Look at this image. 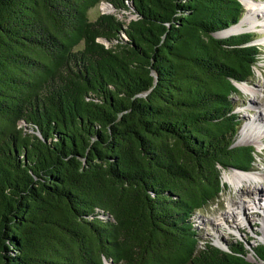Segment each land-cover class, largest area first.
<instances>
[{
    "label": "trees",
    "instance_id": "obj_1",
    "mask_svg": "<svg viewBox=\"0 0 264 264\" xmlns=\"http://www.w3.org/2000/svg\"><path fill=\"white\" fill-rule=\"evenodd\" d=\"M100 1L134 16L90 18ZM244 11L0 0V264H264V243L224 247L193 220L223 169L257 158L236 143L232 98L260 44L251 30L218 34Z\"/></svg>",
    "mask_w": 264,
    "mask_h": 264
},
{
    "label": "rangeland",
    "instance_id": "obj_2",
    "mask_svg": "<svg viewBox=\"0 0 264 264\" xmlns=\"http://www.w3.org/2000/svg\"><path fill=\"white\" fill-rule=\"evenodd\" d=\"M255 2L260 5L264 3V0H255ZM102 10L114 12L125 20L134 16V13L129 9H117L107 1H100L96 5L91 6L88 14L93 19ZM245 12L246 7L243 16ZM254 15H257L256 19L258 21H262L264 18L262 14L259 15L258 11L254 12ZM256 25L258 26L256 27ZM261 25L259 26V22L250 25L247 23V27L254 32V41L260 44L261 51L259 53L260 58L254 65V74L241 84L243 86V84L248 83L252 86L256 90L259 99L256 101L250 90L240 86V93L234 94L232 98L236 105L234 111L238 113L241 120V128L237 135L236 143H253L256 147L257 158L249 168L230 166L223 169L222 178L225 184L219 196L211 203L198 209L193 216L200 235L215 244L223 242L221 245L224 247H226L227 243L237 240H241L247 248L264 243V131H260L262 132L261 138L251 136L247 131H244L247 125L251 124L255 118L258 121H264L263 115H259V111L264 107V25ZM105 41L110 43L108 40ZM20 123L25 124L22 120H20ZM226 172L230 176L233 173L253 172L255 179L254 182L245 180L239 184L231 181V178H224L223 175ZM233 201H240L249 210L243 213V210L236 208L237 204L232 206ZM227 213H235L234 221L232 217H228ZM236 226H239L240 230ZM248 257L255 259L257 256L253 251H249ZM108 264L117 263L109 262Z\"/></svg>",
    "mask_w": 264,
    "mask_h": 264
},
{
    "label": "bare ground",
    "instance_id": "obj_3",
    "mask_svg": "<svg viewBox=\"0 0 264 264\" xmlns=\"http://www.w3.org/2000/svg\"><path fill=\"white\" fill-rule=\"evenodd\" d=\"M244 2V5H246V12L244 14V16L241 18V20L235 24V25H230L232 27L228 28V29H225L221 32H219L218 34L219 35H226V34H230V33H234V32H239V31H244V30H251L247 27V23L248 25L250 24H256L259 22V26H263L264 25V18L263 20L261 21H258V19H256L257 15L255 16L254 15V12L258 11L259 12V15L262 14V16H264V3L258 5V3L255 2V0H242ZM261 12V13H260ZM258 25H256L257 27ZM243 82H238V86L242 87V88H245L247 90H250V92L253 93L254 95V99L256 101H258L259 97H257V93H256V90L250 86L248 83L246 84H243V86L241 85ZM259 115H263L264 117V107L262 108V110L259 111ZM257 120V121H256ZM256 122V123H255ZM244 131H247L251 136H256V137H259L261 138L262 136V132L260 131H264V121H258L257 118H255L251 124L247 125L246 129ZM224 178H231V181L233 182H236V183H241V182H244L245 180H248V181H251V182H254V174L253 172H250V173H233L232 176H230V174H228L227 172L224 173L223 175ZM256 187V186H255ZM237 204L236 208L240 209V210H243V213H246L247 210H249V208H247L246 206H244L240 201H233L232 203V206ZM231 206V205H230ZM228 214V217L229 218H233V221L235 219V213H232V214ZM236 228L238 230H240V227L239 226H236ZM219 243H223V242H219ZM220 244V245H221Z\"/></svg>",
    "mask_w": 264,
    "mask_h": 264
},
{
    "label": "water",
    "instance_id": "obj_4",
    "mask_svg": "<svg viewBox=\"0 0 264 264\" xmlns=\"http://www.w3.org/2000/svg\"><path fill=\"white\" fill-rule=\"evenodd\" d=\"M219 245H220V244H219ZM108 261H109L110 263L112 262V260H106V263H107V264L109 263Z\"/></svg>",
    "mask_w": 264,
    "mask_h": 264
}]
</instances>
